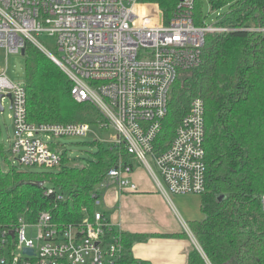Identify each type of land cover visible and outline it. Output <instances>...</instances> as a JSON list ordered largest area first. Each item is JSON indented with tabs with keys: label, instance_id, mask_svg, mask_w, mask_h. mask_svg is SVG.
<instances>
[{
	"label": "built area",
	"instance_id": "obj_1",
	"mask_svg": "<svg viewBox=\"0 0 264 264\" xmlns=\"http://www.w3.org/2000/svg\"><path fill=\"white\" fill-rule=\"evenodd\" d=\"M194 5L195 0H181L174 16L165 19L159 4L143 0H0V48L22 55L31 44L57 64L73 84V98L93 104L105 118L95 126L106 133L105 142H124L163 197L202 196L207 181L205 103L193 99L171 137L165 121L172 88L180 71L201 65L208 33L264 34V27H220L218 18L196 26ZM44 34L55 39L61 56L40 41ZM0 95L4 109L11 95L13 164L56 168L63 151L53 149L52 141L95 136L87 124H29L25 83L10 81L6 70H0ZM133 172L129 165L112 168L92 195L94 218L78 225H61L48 212L33 221L20 217L15 226L0 225V264H118L124 254L122 231L102 210L103 197L111 189L122 195L137 192ZM52 194L53 189L46 193ZM261 204L264 211V195ZM182 224L202 251L189 225Z\"/></svg>",
	"mask_w": 264,
	"mask_h": 264
},
{
	"label": "trees",
	"instance_id": "obj_2",
	"mask_svg": "<svg viewBox=\"0 0 264 264\" xmlns=\"http://www.w3.org/2000/svg\"><path fill=\"white\" fill-rule=\"evenodd\" d=\"M143 1L159 4L170 19L181 0ZM207 1L214 12L227 8L217 17L220 27H264V0ZM204 5L205 0H195L196 26L208 19ZM24 58L29 124L95 127L106 122L93 104L73 98L70 79L38 48L28 44ZM195 98L205 103L207 181L201 199L205 218L188 224L202 251L194 246L188 264H264V34L206 35L201 65L180 71L172 88L165 121L171 137ZM95 145L98 151L87 165L73 164L63 151L61 165L42 173L22 171L7 156L4 167L0 165V225L15 226L20 217L33 221L41 212L61 225L93 219L97 207L92 195L109 171L120 164L134 169L137 165L124 142ZM0 153L6 154L1 136ZM49 189L54 194L46 195ZM121 235L124 254L118 264H151L131 252L144 237Z\"/></svg>",
	"mask_w": 264,
	"mask_h": 264
},
{
	"label": "crops",
	"instance_id": "obj_3",
	"mask_svg": "<svg viewBox=\"0 0 264 264\" xmlns=\"http://www.w3.org/2000/svg\"><path fill=\"white\" fill-rule=\"evenodd\" d=\"M136 167L131 178L138 191L124 195L115 189L107 191L102 210L118 230L144 237L132 245L131 252L137 260L151 264H188L194 245L186 235L182 221H188L187 224L201 221L199 210L179 202L182 215L174 204L176 196L181 195L166 199L158 192L148 171Z\"/></svg>",
	"mask_w": 264,
	"mask_h": 264
},
{
	"label": "rangeland",
	"instance_id": "obj_4",
	"mask_svg": "<svg viewBox=\"0 0 264 264\" xmlns=\"http://www.w3.org/2000/svg\"><path fill=\"white\" fill-rule=\"evenodd\" d=\"M224 11H227V8H225L223 11H212L210 4L207 0H205L204 5V12L207 15V23L208 24H214L216 21V18L222 14ZM40 41L54 54L57 56H61L58 52L56 41L54 38L48 36L47 34L42 35L39 37ZM0 70L7 72V76L10 81L14 83H25L26 81V71H25V58L23 55H11L8 54L5 49L0 48ZM4 112H0V136L2 138V141H4L5 144V152L6 154L0 153V165L4 167L6 162V157L8 156L9 159L12 161L11 155L9 154V150L11 148V137L14 134V126L13 122L10 119L9 115L11 114V100L9 98H6L4 101ZM92 133L95 134V136H88V137H64L59 138L54 141H52V144L56 145L58 148L62 149V151H67L70 159L73 161V164L77 166H85L88 163V160L91 159V154L96 153L98 151L97 145H95V141L105 143V140L108 138L105 134L101 133L96 127L91 128ZM113 131H109L108 135L111 134ZM43 140H46L45 137H43ZM107 143V142H106ZM15 166H19L20 170L25 172H47L50 169L44 166H20L18 163L14 164ZM143 168V166H140L137 164L136 168ZM57 170V169H55ZM146 171V169H145ZM148 176L150 177L149 173L147 172ZM177 199L174 200V204L177 207V209L180 210L181 214L182 210L180 208V203H182L183 206H189L193 208L194 210H199L200 217L202 220L205 218L203 212L201 211V199L202 196L198 195H182V196H176ZM178 213V210H175ZM195 214V212H193ZM197 217V215H194ZM187 220V219H186ZM188 222V221H186ZM28 236L30 237L31 230L28 229ZM35 237V235H34Z\"/></svg>",
	"mask_w": 264,
	"mask_h": 264
},
{
	"label": "water",
	"instance_id": "obj_5",
	"mask_svg": "<svg viewBox=\"0 0 264 264\" xmlns=\"http://www.w3.org/2000/svg\"><path fill=\"white\" fill-rule=\"evenodd\" d=\"M22 55H23V57L25 56V50L22 51ZM2 98H3V96L0 95V112H4V110H5V109L3 108V106L1 105V100H2ZM7 98H9V99L11 100V95H8ZM43 185H44V183H40V184H39V186H43ZM219 200H223V197L220 196V197H219ZM25 252H26V253H29V254H31V255L33 254V251H32V250H29V249H26Z\"/></svg>",
	"mask_w": 264,
	"mask_h": 264
}]
</instances>
